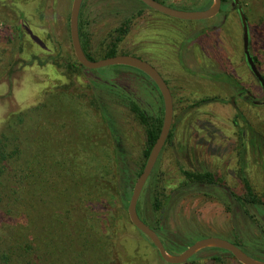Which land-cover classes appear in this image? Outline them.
<instances>
[{
	"label": "rangeland",
	"instance_id": "1",
	"mask_svg": "<svg viewBox=\"0 0 264 264\" xmlns=\"http://www.w3.org/2000/svg\"><path fill=\"white\" fill-rule=\"evenodd\" d=\"M158 1L191 11L213 4V0ZM239 1L249 22L251 51L259 58L264 74V0ZM4 3L7 9L3 12ZM72 3L0 0V131L9 114L31 110L21 135L28 143V154L35 149L42 153L36 169L46 184L38 187L39 194L34 197L23 190L17 193L15 181L3 180L0 239H9L15 230L25 233L28 240L42 236L43 226L51 224L58 210L53 205L42 207V195L57 202L70 195L81 210V219L88 227L95 226L96 236L89 228L83 233L91 232L89 239L99 241L98 251L107 252L110 242L105 239L103 220L122 211L127 215L124 233L114 237L109 231V236L118 240L114 249L122 253L125 264H168L131 223L126 210L137 174L146 163L147 149L145 128L131 105L138 103L150 117L163 119L162 98L141 72L129 66L66 70L64 64L75 58L69 33ZM81 19L88 50L95 59H103L115 46L119 55L136 56L152 64L171 87V137L138 201L144 221L150 226L162 225L191 243L203 238L225 239L264 262V214L249 204L243 210H228L227 189L239 194L243 189L241 169L256 191L264 193V90L255 84L243 62V26L233 5L228 4L213 19L187 21L155 11L139 0H84ZM226 73L231 74V80L251 87L262 103L253 108L240 100L234 107L230 98L237 96V91L231 81L222 79ZM51 92L54 100L50 105L47 93ZM99 102L125 150L122 167L126 165L132 179L126 203L116 196L119 185L116 190L114 184L107 186L102 179L100 168L106 158L87 144L83 135L92 124L106 126ZM19 167L25 168L23 161ZM184 170L212 171L219 185L184 188ZM59 172H65L66 178H59ZM10 175L17 179L14 169ZM157 195L164 204L162 214L155 208ZM38 246L44 253L41 240ZM187 264L242 263L229 252L208 247Z\"/></svg>",
	"mask_w": 264,
	"mask_h": 264
},
{
	"label": "trees",
	"instance_id": "2",
	"mask_svg": "<svg viewBox=\"0 0 264 264\" xmlns=\"http://www.w3.org/2000/svg\"><path fill=\"white\" fill-rule=\"evenodd\" d=\"M228 4H233V0H222V11L228 6ZM5 9H7V4H1V10L4 12ZM79 31L82 47L87 57L90 60H97L88 50L90 44L83 32L81 13L79 19ZM115 55H118V53L116 52L115 46H113L108 50L104 58ZM64 65L66 66V70L69 71L85 69L75 58L68 59L67 63ZM233 81L234 80H231L235 85L237 82ZM47 97V101L50 102L51 105L54 100H52V97L54 98L53 92L47 93ZM99 105L98 108L100 109V115L106 126L101 127L97 124H92L91 128L88 127L83 135L85 136L87 144L91 145L93 149L96 148L101 151L103 153V158H106L104 164L100 168L103 172L101 176L102 179L107 186L109 184H114L113 186L116 187V190L118 184L120 192H117L116 196L118 195L120 200L123 203H126V199L132 189V179L128 175L129 173L126 165L125 167H122V164L125 163V150L122 147L120 138L117 135V130L112 122L107 123L109 120L106 119V110L102 107L101 103ZM131 109L136 115L138 121L145 128L147 149L144 151V156L147 161L149 152L160 135L163 119L150 117L138 103L133 102ZM30 111V109H25L23 112L19 111L9 114L2 124V129L0 131V202L3 200V180L6 178L15 181L14 186H19V190L15 189L17 193L23 190L29 195L34 194V197L39 194L37 192L39 191L38 187H44L46 185L41 182L42 180L40 179H42V174L36 169V165L41 162V156L43 155L41 152H38V149H35V152L32 154H28L26 151V149H29L27 148L28 143L26 139L23 141V134L21 135L22 126L25 125L26 117L29 116ZM109 128H112V131ZM242 137L243 132H241V138ZM31 149L34 151L32 147ZM62 159L63 162H67L66 159ZM22 161L25 167L24 169L19 167ZM144 166L141 171L138 172V176L143 171ZM242 166L244 167V164ZM11 169L17 171L16 180L10 175ZM239 172H241V174L243 172V175H241L243 189L240 194L232 190H227L229 197L228 210H233V208L243 210L246 204H249L256 209L258 214L261 212L263 215L264 193L262 192L260 194L256 191L251 180L244 174L243 169ZM58 174H60L59 178H66L65 172H59ZM183 176L184 183L182 185L184 188L203 189L209 185H216L215 176L208 171L184 170ZM34 177L35 180L33 182L28 181V179L30 180ZM47 189H49V187ZM59 201L60 202H57L56 199L50 198V195L48 194L45 196L42 195V207L48 208L47 206L53 205L52 207L55 209V206H58L57 212L54 211L53 213L55 215L52 216L51 224L43 226L42 236H32L28 240L25 237V233L20 230H15L10 232L9 239H7V237L5 238L6 240L0 239V264H125L122 253L114 249L118 240L113 241L109 236V231L114 237L124 233L127 218L126 213L124 214L122 211H118L112 213L106 220H103V226L105 225L104 228L107 230L105 239L110 240V242L107 243V252L98 251L96 248L100 245L99 241L89 239L93 234L95 236L97 235L93 232L95 226L92 225L88 227L89 225L87 224V221L84 222L81 219L83 216H81V210L78 209L74 203L75 199L73 201L70 198V195H64ZM155 208L160 211L161 214L165 209L164 204L158 195L155 198ZM136 210L143 219L139 202ZM89 219L92 221L95 220V218L92 217ZM151 227L157 232L166 247V250L170 254L174 251L184 250L192 244L181 236L174 235L170 231L164 229L162 225H159V227ZM88 228L89 231L92 229L91 232L93 234L90 232L87 236L83 231H87ZM39 240L42 241V249L44 251L42 254L41 249L38 246ZM91 241L93 244L89 247L88 245ZM236 245L241 247L238 244ZM86 249L91 252L90 255H88L89 252L87 253Z\"/></svg>",
	"mask_w": 264,
	"mask_h": 264
},
{
	"label": "water",
	"instance_id": "3",
	"mask_svg": "<svg viewBox=\"0 0 264 264\" xmlns=\"http://www.w3.org/2000/svg\"><path fill=\"white\" fill-rule=\"evenodd\" d=\"M84 0H73L70 14V38L72 47L74 50L75 57L78 63L88 70L100 69L108 66L115 65H125L132 68H135L145 75H147L157 86L160 91V95L163 99L164 104V114L162 120V127L160 131V135L153 145L151 151L149 152V156L143 168V171L138 176L131 197L129 199L128 208V216L131 223L139 230L142 234L151 241V243L158 250L161 258L167 262L168 264H187L189 259L195 255L198 251L208 247H215L222 250H225L231 253L240 263L242 264H264V262L255 259L248 255L241 247L237 246L235 243L227 241L221 238H203L195 241L190 246H188L182 253L177 255L170 254L166 247L164 246L161 238L157 234V232L149 226L139 215L137 209L138 201L140 199L141 193L158 161L160 156V152L162 151L166 141L168 140L174 117V106H173V98L171 95V91L169 89L168 84L161 76V74L157 71V69L151 65L149 62L145 61L142 58L132 56V55H115L112 57L103 58L100 60H90L81 44L80 39V31H79V19L81 8ZM141 3L146 5L147 7L163 13L167 16L187 21H199V20H207L212 19L216 15L221 12L222 9V0H213V4L205 10H182L177 9L166 4L161 3L158 0H139ZM235 3L238 0H233ZM242 25H243V48L246 54L248 63L251 68L254 70L256 75L263 83L264 87V78L260 74V72L256 69V66L253 63L252 56L249 51V25L247 22V18L243 13L241 7L239 8ZM233 101V100H232Z\"/></svg>",
	"mask_w": 264,
	"mask_h": 264
},
{
	"label": "flooded vegetation",
	"instance_id": "4",
	"mask_svg": "<svg viewBox=\"0 0 264 264\" xmlns=\"http://www.w3.org/2000/svg\"><path fill=\"white\" fill-rule=\"evenodd\" d=\"M233 7H234V9H235V11L239 14V17H240V19H241V16H240V12H239V8L241 7V9H242V11H243V13L245 14V11H244V9H243V7H242V4H241V2L238 0V2L237 3H235L234 1H233ZM221 12H222V9H221ZM220 12V13H221ZM245 16H246V14H245ZM214 18V17H213ZM212 18V19H213ZM246 18H247V16H246ZM247 22H248V19H247ZM241 23H242V20H241ZM248 25H249V22H248ZM243 26V25H242ZM244 34V33H243ZM249 34H250V27H249ZM250 38H251V35H250ZM250 38H249V51H250V55L252 56V60H253V63H254V65L256 66V69L260 72V74L262 75V77L264 78V74L262 73V69H261V65H260V61H259V58L251 51V41H250ZM72 44V43H71ZM82 44V43H81ZM73 48V47H72ZM73 52H74V50H73ZM243 54H244V57H243V62H244V64L248 67V69H249V71H250V73H251V75L253 76V78H254V80H255V84H257V85H259L261 88H263V90H264V87H263V83H262V81L259 79V77L256 75V73L254 72V70L251 68V66H250V64L248 63V60H247V57H246V54H245V52H244V48H243ZM75 55V54H74ZM75 59H76V57H75ZM77 60V59H76ZM152 65V64H151ZM156 68V67H155ZM86 69V68H85ZM86 70H88V69H86ZM158 71V70H157ZM136 72H141V71H136ZM159 72V71H158ZM160 73V72H159ZM142 76H144L146 79H148L150 82H151V84H152V86L159 92V95H160V91H159V89L157 88V86L155 85V83L147 76V75H145L143 72H141L140 73ZM161 74V73H160ZM161 76H162V74H161ZM163 77V76H162ZM222 77V79L224 80V81H227V83H229L230 81H231V74L230 73H226V74H223V76H221ZM164 78V77H163ZM164 80H165V78H164ZM166 81V80H165ZM166 83L168 84V86H169V89H170V91H171V87H170V85H169V83L166 81ZM8 86V85H7ZM236 88H235V90L237 91V96H232L231 98H230V103L231 104H233L234 105V107L236 106L235 105V102L236 101H240V100H242V102L244 103V104H246L247 106H249V107H253V108H255V107H257L258 105H260L261 103H262V101H260L257 97V94H255L254 92H253V90L251 89V87H249V86H245V85H243L241 82H237L235 85H234ZM11 94V93H10ZM12 95V94H11ZM171 95H172V91H171ZM160 97L162 98V96L160 95ZM172 98H173V95H172ZM233 100V101H232ZM162 101H163V99H162ZM163 106H164V104H163ZM173 106H174V101H173ZM174 118V117H173ZM170 137V136H169ZM168 140H169V138H168ZM168 140L166 141V143H165V145H164V147H163V149H162V151L165 149V147H166V145H167V143H168ZM152 149V148H151ZM161 151V152H162ZM161 154V153H160ZM209 173H212L213 175H214V173L212 172V171H208ZM219 175V174H218ZM215 176V175H214ZM215 180H216V185H219V184H217V183H219L218 182V179H217V177L215 176ZM211 186H215V185H209L208 187H211ZM228 190V189H227ZM225 251V250H224Z\"/></svg>",
	"mask_w": 264,
	"mask_h": 264
}]
</instances>
